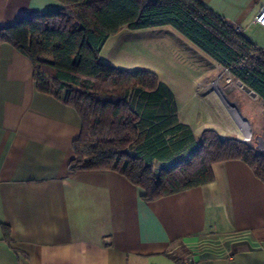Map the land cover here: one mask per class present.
Segmentation results:
<instances>
[{"label":"crops","instance_id":"0c3cea01","mask_svg":"<svg viewBox=\"0 0 264 264\" xmlns=\"http://www.w3.org/2000/svg\"><path fill=\"white\" fill-rule=\"evenodd\" d=\"M197 1L264 53V26L253 21L264 0ZM61 9L56 0H0V29ZM121 54L132 60L114 63ZM142 56L151 60L133 61ZM99 59L156 74L171 96L165 93V106L197 143L206 130L234 138L203 81L216 62L172 27L124 28ZM244 108L240 119L251 125L256 113ZM80 127L73 108L37 91L29 60L1 43L0 264H177L166 253H180L183 264H264V183L245 163L213 164L212 182L144 202L141 189L116 172H69Z\"/></svg>","mask_w":264,"mask_h":264},{"label":"trees","instance_id":"16d2710c","mask_svg":"<svg viewBox=\"0 0 264 264\" xmlns=\"http://www.w3.org/2000/svg\"><path fill=\"white\" fill-rule=\"evenodd\" d=\"M63 9L25 15L0 29L33 68L37 91L75 110L80 132L72 144L71 173L109 170L152 202L212 182L211 166L239 160L264 183V153L206 130L199 143L164 104L156 74L107 66L106 41L122 29L170 26L264 102V53L197 0H56ZM158 167V168H157ZM9 243V230L2 226ZM183 264L178 253H166Z\"/></svg>","mask_w":264,"mask_h":264},{"label":"rangeland","instance_id":"374dc122","mask_svg":"<svg viewBox=\"0 0 264 264\" xmlns=\"http://www.w3.org/2000/svg\"><path fill=\"white\" fill-rule=\"evenodd\" d=\"M110 51L111 49L108 48ZM107 49V51H108ZM106 57L109 60V52L106 53ZM115 58V59H114ZM113 58V62H122V61H129L132 60V56H126L125 54L117 55ZM198 60L200 58H197ZM148 61L151 60L148 56L144 57H135L133 61ZM208 69H210V64L207 61L206 62ZM214 67L212 69V76H210V70L208 71V76L205 78L203 77V81L205 80L208 83H211L209 86L212 85V88L214 90L213 96L216 99V102L214 104L218 103L222 113L227 116L232 121H236L246 127L247 129L244 131H238L232 129V134L234 135V138L229 139H248L245 143L249 145H255L256 143L262 142V147H264V129H259L260 126L264 128V122L261 123V125L256 126L255 122L260 119L261 117H264V102L260 101L258 96H250L245 90L240 89L236 83H241L237 78H235L230 70L228 68L217 66L216 63H213ZM242 84V83H241ZM243 87H247L244 84H242ZM248 88V87H247ZM252 91V90H251ZM253 92V91H252ZM225 98L228 102L225 101ZM232 104H237L236 110L231 111L229 113L223 111V108H227L228 106ZM217 105V104H216ZM250 111V114L256 113L254 116L255 120L253 124H244L242 120L240 119V115L242 118H244V115L242 111L244 112L245 108ZM240 122H239V120ZM158 168V167H157ZM179 256L183 257L180 253H178Z\"/></svg>","mask_w":264,"mask_h":264},{"label":"bare ground","instance_id":"6f19581e","mask_svg":"<svg viewBox=\"0 0 264 264\" xmlns=\"http://www.w3.org/2000/svg\"><path fill=\"white\" fill-rule=\"evenodd\" d=\"M236 85L242 89V90H245L250 96H254L253 93L251 91H247V89L245 87H243V85H241L239 82L236 83ZM236 107H237V104H232L230 106H228L227 108H223L222 110L229 113L231 111H234L236 110ZM226 119V118H225ZM230 123H231V127L232 129L234 130H238V131H244L246 130L247 128L244 127L243 125H241L240 123L236 122V121H232L230 119ZM225 126V125H224ZM228 130V129H227Z\"/></svg>","mask_w":264,"mask_h":264},{"label":"built area","instance_id":"2783aa9c","mask_svg":"<svg viewBox=\"0 0 264 264\" xmlns=\"http://www.w3.org/2000/svg\"><path fill=\"white\" fill-rule=\"evenodd\" d=\"M254 23L259 25V26H264V3H262L258 9V12L256 14V16L254 17ZM240 142H246L248 141V139H244V140H241L239 139ZM250 142V141H248ZM187 264H195V262H189Z\"/></svg>","mask_w":264,"mask_h":264},{"label":"water","instance_id":"95a60500","mask_svg":"<svg viewBox=\"0 0 264 264\" xmlns=\"http://www.w3.org/2000/svg\"><path fill=\"white\" fill-rule=\"evenodd\" d=\"M241 84V83H240ZM242 85V84H241ZM246 89H247V91H251L249 88H247V87H245ZM252 92V91H251ZM253 93V95L254 96H256V94L254 93V92H252ZM225 101L226 102H228L227 101V99L225 98ZM238 120H239V118H238ZM239 122H240V120H239ZM241 123V122H240ZM242 124V123H241ZM236 140H238V141H240L239 139H236ZM254 148L258 151V153H264V147H262V142H260V143H256L255 145H254Z\"/></svg>","mask_w":264,"mask_h":264}]
</instances>
